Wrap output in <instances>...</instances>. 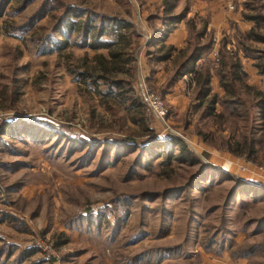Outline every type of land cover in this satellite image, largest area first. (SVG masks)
I'll return each instance as SVG.
<instances>
[{"label":"rangeland","instance_id":"1","mask_svg":"<svg viewBox=\"0 0 264 264\" xmlns=\"http://www.w3.org/2000/svg\"><path fill=\"white\" fill-rule=\"evenodd\" d=\"M162 1L48 0L33 21L44 0L4 8L0 264H264V105L256 104L264 42L247 36H264V0H178L171 16L186 14L170 33ZM66 6L86 15L59 31ZM88 17L132 23L109 38L117 56L82 47ZM202 28L197 42L211 40V49L195 69L211 70L210 111V97L195 100L194 75L172 82ZM155 38L162 42L148 46ZM167 46L170 57H158ZM214 52L240 60L246 76L234 94L219 84ZM143 85L164 102V117L148 112ZM245 138L258 142L255 162L227 150ZM177 139L193 165L166 158Z\"/></svg>","mask_w":264,"mask_h":264},{"label":"trees","instance_id":"2","mask_svg":"<svg viewBox=\"0 0 264 264\" xmlns=\"http://www.w3.org/2000/svg\"><path fill=\"white\" fill-rule=\"evenodd\" d=\"M13 0H0V16L3 15V10L4 8L11 3ZM178 0H163L162 1V6H163V14L165 17H163V24L165 27H167L166 32L170 33L172 31V28L175 27V25L179 24L181 20L184 19L185 14H186V9L184 11L177 15V16H171V13L173 9L175 8V5ZM48 4V0H44L43 5L41 8L36 12L34 15V19L42 17L41 14H43L44 7ZM50 10V7H48ZM41 13H38L40 12ZM43 11V12H42ZM86 15L85 12L77 7V6H66L63 9L62 15L58 18V30H71L73 29V26H76L74 19H82L83 16ZM257 21V17L255 18H249ZM92 20V21H91ZM147 22L152 23L153 18L152 16L147 17ZM32 24V22L30 23ZM80 26V32H82V47H88L92 50H98V49H106L109 51V54L112 56H117V53L112 52L111 49L114 46V42L112 39L110 40V37L115 36L116 32L118 29H124L131 27L132 28V23H124V22H119L118 20L114 18H107V17H101L99 19V22L96 24V21L91 19L90 17L86 18L84 22H81L79 24ZM13 27V26H12ZM30 29V27H29ZM57 30V31H58ZM58 31V32H59ZM204 28L193 37V39L189 40L188 42V47L186 51L182 50L180 52V57L178 58V65L174 71V74L172 75V82H175L179 80L181 77L190 74L194 75L197 83V91L195 94V100H198L199 102L203 101L206 98H211L208 101V106H206L207 110H212L214 109L215 104V96H210L211 94V70L209 68L204 69L203 67L201 69H195V63L203 56H205L206 53L209 52L211 49V40L208 41L206 44H199L197 40L199 37L201 38L204 35ZM92 33V37L90 40H88L87 36L88 34ZM167 36L166 34H164ZM247 36L254 38L257 41L264 42V36H259L257 34H253L252 31H250ZM163 40V38H161ZM192 40H194L196 43L192 44ZM158 39H151L148 42V46H157L159 43H157ZM60 44L62 42H59ZM132 45V44H131ZM163 46V45H162ZM43 50L40 51L42 55L47 53L49 49H46L45 47L42 48ZM171 50H174L172 46H167L166 47V52L165 54H162L158 57H162L163 59H168L170 55L168 56L167 53L171 52ZM220 53V52H219ZM227 54V53H226ZM207 55V54H206ZM132 57L133 53L131 54ZM223 59L218 58L217 62H221V69L218 70V77H219V84L223 88H227L226 91H229L231 94H234V87L235 85H238L240 82L244 81V77L246 76V73L242 70L241 65H240V60L238 59H233L232 60V54L229 55H222ZM228 58L226 59V57ZM259 67L260 72H264V62L261 65H257ZM226 70V71H224ZM79 75L85 76V77H92V82H95V80L99 78H104L106 81V84L109 88H111V85H116L117 87L125 89L124 84H122L120 81L117 82L115 81L114 84L111 80H108L107 77L103 74L101 76H96L90 73H79ZM244 83V82H243ZM259 97L257 98L258 100L256 101L257 105H264V91L258 93ZM137 103V102H136ZM210 114V113H209ZM264 127V125H263ZM264 129V128H263ZM206 139V138H205ZM204 139V140H205ZM206 142V141H205ZM168 144L174 145L176 148H178V153L173 156V152L169 151L168 155L166 158H171L172 160H175L178 163H187L188 165H193L195 160V157L193 156L192 152L188 149V147L183 143V141L177 139L175 141L168 142ZM258 145V142L256 140L252 139H247L245 138L242 143L236 142L235 146L227 145V150L230 153H233L234 155H242L243 151H247L250 156L248 159L250 160H256L255 154H254V147Z\"/></svg>","mask_w":264,"mask_h":264},{"label":"built area","instance_id":"3","mask_svg":"<svg viewBox=\"0 0 264 264\" xmlns=\"http://www.w3.org/2000/svg\"><path fill=\"white\" fill-rule=\"evenodd\" d=\"M229 9H233V7L230 6ZM212 55H213L212 56L213 60L217 61L218 60L217 54L214 52ZM142 88L144 93V103L147 107L148 112L154 114L158 118L164 117L166 114V109H165V104L161 100V98L158 97L147 86L143 85Z\"/></svg>","mask_w":264,"mask_h":264},{"label":"crops","instance_id":"4","mask_svg":"<svg viewBox=\"0 0 264 264\" xmlns=\"http://www.w3.org/2000/svg\"><path fill=\"white\" fill-rule=\"evenodd\" d=\"M170 41H168V44L173 45L174 48L179 49L180 45L182 44L180 40H177L176 36H171V38H169Z\"/></svg>","mask_w":264,"mask_h":264}]
</instances>
